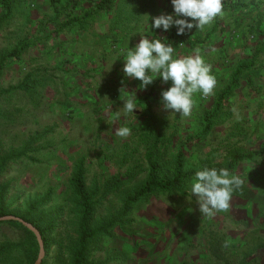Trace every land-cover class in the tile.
Instances as JSON below:
<instances>
[{"label": "rangeland", "instance_id": "374dc122", "mask_svg": "<svg viewBox=\"0 0 264 264\" xmlns=\"http://www.w3.org/2000/svg\"><path fill=\"white\" fill-rule=\"evenodd\" d=\"M110 1L113 8L89 19L83 30L62 33L57 39L42 37L37 48L10 63L0 78V161L10 160L0 175L6 206L22 214L31 202L51 194L41 214L57 217V227L43 262L60 264L78 237V210L69 183L83 162L88 190L97 192L92 226L114 224L91 247L90 264H264V236L255 230L231 232L237 218L234 203L208 218L199 212L194 196L188 200V188L186 197L154 196L121 216L125 200L147 180V154L155 144L161 168L168 172L180 152L186 168L197 171L224 168L236 154L255 145L264 147V0H241L248 6L246 18L224 11V17L204 31L193 29L174 46L180 56L199 49L218 82L214 95L194 97L191 117L163 110L160 93L169 85L159 78L141 89L139 80L126 78L122 71L125 61L119 56L126 58L128 41L129 47L138 43L140 36L134 33L149 28L150 17L166 12L165 1ZM62 4L58 10L65 12ZM55 12L51 0H22L13 17L0 25V55L27 36H38L41 22L53 20ZM173 30L153 31L169 39ZM256 52L259 71L254 85L242 81L205 133L204 117L214 113L219 94L247 56ZM30 84L36 89L25 91ZM122 87L136 95L137 119L112 120L123 106ZM124 125L131 134L115 136V129ZM255 159L264 162V156ZM244 170L239 166L241 173L235 174L245 177ZM225 214L227 232L219 235L218 219L222 216L223 222ZM19 232L23 231L0 225V247L20 238ZM21 260L20 254L14 256L16 264Z\"/></svg>", "mask_w": 264, "mask_h": 264}, {"label": "trees", "instance_id": "16d2710c", "mask_svg": "<svg viewBox=\"0 0 264 264\" xmlns=\"http://www.w3.org/2000/svg\"><path fill=\"white\" fill-rule=\"evenodd\" d=\"M164 1L166 6L165 11L171 13L173 8L170 0ZM21 2L22 0H0L1 11L3 13L2 18H0V25L13 17L15 10ZM59 2H63L62 8L65 9V12L58 10ZM222 2L224 11L233 10L239 15L238 18H246L249 15L246 2L241 0H222ZM84 3L95 7L86 10ZM84 3H81V0H51V4L55 6V18L46 23L41 22L37 34L38 36H27L25 39L17 42L16 46L10 52H4L0 55V78H2L10 63L21 61L26 51L30 48H37L42 43V37H44V39H53L54 37L57 39L62 33L74 31L75 29L83 30L89 19L94 16L98 17L102 12L110 11L114 6V3L110 0H84ZM51 25H54L53 30L50 29ZM216 25H218V23ZM183 38L184 36H176L174 29L168 42L175 46L179 44L178 40L181 41ZM64 45L63 43L61 46L63 47ZM257 54L258 52L253 56H247L246 61L235 71L230 85L219 94L214 113L204 117L205 133L211 130L212 120L217 114L225 110L230 98L240 88V83L242 81H246L251 86L254 85L255 76L259 71L258 65L256 64L258 63L256 61ZM34 87L30 84L29 86H25L24 90L31 92L36 89V87ZM0 98H2V96H0ZM146 103L149 104V97H147ZM150 108L149 106L148 110ZM263 153L264 149L245 155L236 154L231 162L224 168H228L235 174L238 163L247 162L253 159L255 155H263ZM9 161V159L0 161V175L6 171ZM147 161L149 165L147 180L141 185L138 191L125 200L121 216L131 214L140 204V201L148 200L154 196H187V190L196 171L186 168L183 152H180L175 158L173 168L170 172L161 168L162 157L160 152H158L156 144L153 145L151 151L147 154ZM132 179L133 176L130 177L127 182L132 181ZM69 186L78 210V237L71 243L66 254L67 259L65 261L62 259L60 264H90L91 247L100 240L105 232L111 229L114 224L111 223L110 225L95 228L92 226V222L95 218L97 192L88 190L85 163L82 162L76 166ZM5 195L6 192L3 190V192L0 193V218L8 216L19 217L35 226L42 235L45 250L48 251L53 243L52 234L57 227V217L44 216L41 213L49 206L51 194L31 202L22 214L9 211L8 206L5 204ZM235 195L234 193V196ZM0 225H7L11 228L23 231L19 232L21 234L20 238L15 241L7 242L0 247V264H16L14 262V256L18 254L22 257V264H35L40 252V246L36 236L18 222L10 221L0 223ZM60 255L61 254L58 256ZM43 264H45V262H43Z\"/></svg>", "mask_w": 264, "mask_h": 264}, {"label": "clouds", "instance_id": "9594fccd", "mask_svg": "<svg viewBox=\"0 0 264 264\" xmlns=\"http://www.w3.org/2000/svg\"><path fill=\"white\" fill-rule=\"evenodd\" d=\"M170 3L173 11L150 17V27L134 33L140 36L138 43L129 47L128 41L126 58L119 57L125 61L122 69L124 76L139 80L141 89H146L157 78L169 85L160 93V104L164 111L178 114L179 117H191L194 97L214 95L217 79L199 49L193 54L180 56L173 44L168 42L167 36H157L153 30L168 33L175 29L176 36L188 35L193 29L204 31L217 17H224V5L222 0H170ZM120 93L123 106L115 112L112 120L137 119L134 110L139 107L135 93L128 92L124 87ZM114 134L126 138L131 134V129L127 125L120 126ZM243 186L244 180L228 168L204 167L192 177L190 199L187 198L191 201L194 196L201 215L213 218L217 213L230 209L234 193Z\"/></svg>", "mask_w": 264, "mask_h": 264}, {"label": "crops", "instance_id": "0c3cea01", "mask_svg": "<svg viewBox=\"0 0 264 264\" xmlns=\"http://www.w3.org/2000/svg\"><path fill=\"white\" fill-rule=\"evenodd\" d=\"M252 147L253 145H248ZM264 147L261 146L258 148L255 145L252 150L247 153H243L242 155L248 153H254L263 150ZM263 157V155H255V157L247 162L238 163L236 166V174H240L238 172V168L244 167L245 171L248 174L245 177H241L244 180V186L242 187L241 193L233 196L231 203H234L237 209H235L236 220L233 221L232 234H240L242 232H257V236H264V162H256V157ZM240 213V216H238ZM224 214V213H222ZM226 214L224 215L223 222H220L219 216L218 219V228L216 232L220 235L222 232H227L225 228L228 225L225 224ZM195 236L198 232H192Z\"/></svg>", "mask_w": 264, "mask_h": 264}, {"label": "water", "instance_id": "95a60500", "mask_svg": "<svg viewBox=\"0 0 264 264\" xmlns=\"http://www.w3.org/2000/svg\"><path fill=\"white\" fill-rule=\"evenodd\" d=\"M10 221H14V222H18V223L22 224L25 228H27L29 231H31L36 236L37 241H38L39 246H40V252H39V256H38V259H37L35 264H42L43 259L45 257V247H44V242H43V238H42L40 231L35 226L24 221L23 219H21L19 217L8 216V217H1L0 218V223L10 222Z\"/></svg>", "mask_w": 264, "mask_h": 264}]
</instances>
